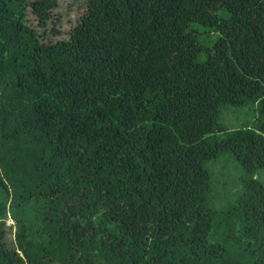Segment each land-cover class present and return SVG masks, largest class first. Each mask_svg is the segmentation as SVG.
I'll return each mask as SVG.
<instances>
[{
	"label": "trees",
	"instance_id": "trees-1",
	"mask_svg": "<svg viewBox=\"0 0 264 264\" xmlns=\"http://www.w3.org/2000/svg\"><path fill=\"white\" fill-rule=\"evenodd\" d=\"M85 4L54 41L58 0H0V264H264V0Z\"/></svg>",
	"mask_w": 264,
	"mask_h": 264
},
{
	"label": "rangeland",
	"instance_id": "rangeland-1",
	"mask_svg": "<svg viewBox=\"0 0 264 264\" xmlns=\"http://www.w3.org/2000/svg\"><path fill=\"white\" fill-rule=\"evenodd\" d=\"M58 2L59 7L56 11V16L60 17L61 21L56 22V24L50 22L47 30L37 28L40 34H44L47 31L48 36L52 37L54 41L61 38L62 40L68 39L71 30L78 24L80 18L86 12L85 0H58ZM30 24L34 27L38 25V20L31 14ZM54 27L61 30L63 35L54 36L51 33ZM222 109L220 122L227 130H237L252 126L258 116V106H246L242 108L226 106ZM209 166L211 169L213 168V190L209 198L210 206L216 210H227L233 207L240 198L239 194L244 189L242 184L244 172L235 158L228 154L221 156L218 160L210 163ZM256 178L264 184V170L259 171L256 174ZM10 225H14V221L11 218L8 219L7 223V226ZM224 233L226 232L221 231L218 235L214 234L210 240L212 242H223ZM8 239L9 241L14 240V233L10 234Z\"/></svg>",
	"mask_w": 264,
	"mask_h": 264
},
{
	"label": "clouds",
	"instance_id": "clouds-1",
	"mask_svg": "<svg viewBox=\"0 0 264 264\" xmlns=\"http://www.w3.org/2000/svg\"><path fill=\"white\" fill-rule=\"evenodd\" d=\"M228 236H229V234H225V239L227 240L228 239ZM210 242H212L211 240H210Z\"/></svg>",
	"mask_w": 264,
	"mask_h": 264
}]
</instances>
